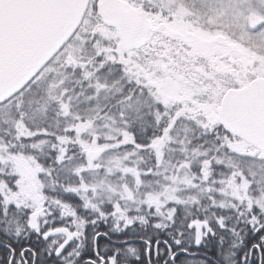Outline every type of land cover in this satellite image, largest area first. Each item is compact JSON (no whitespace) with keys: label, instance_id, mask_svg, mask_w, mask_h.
<instances>
[{"label":"snow or ice","instance_id":"obj_1","mask_svg":"<svg viewBox=\"0 0 264 264\" xmlns=\"http://www.w3.org/2000/svg\"><path fill=\"white\" fill-rule=\"evenodd\" d=\"M0 264H264V0H0Z\"/></svg>","mask_w":264,"mask_h":264}]
</instances>
